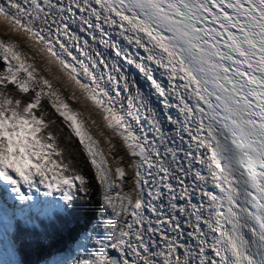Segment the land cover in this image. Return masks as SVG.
Returning a JSON list of instances; mask_svg holds the SVG:
<instances>
[{
	"label": "snow or ice",
	"instance_id": "6c2138e0",
	"mask_svg": "<svg viewBox=\"0 0 264 264\" xmlns=\"http://www.w3.org/2000/svg\"><path fill=\"white\" fill-rule=\"evenodd\" d=\"M24 2L27 8L18 0L0 3V16L43 43L51 56L71 57L74 63L64 62V67L82 88L91 89L89 99L111 113L105 116L108 127L123 136L131 157L137 158L133 189L139 187V197L150 183L141 179L140 169L159 176L158 181L153 176L154 190L149 188L147 204L143 198L134 203L128 198L131 223L124 220V226L117 229L107 218L105 230H111L112 242L101 244L98 258L77 264H138L142 252H152L157 258L144 259V264H264V0ZM77 16L80 32L90 35L93 42L96 30L101 36L109 34L107 25L134 46L135 53L122 49L118 41L99 39L116 59L109 65L97 53L98 61L90 58L85 64L67 43L71 41L81 51L89 44L88 39L77 43L80 37L71 31ZM18 49L16 42L0 39V57L7 70V75L0 71V184L10 187L22 203L32 200L33 190L39 192L43 186L45 196L59 192L65 208H71L77 194L86 191L83 175L74 170L63 175L68 163L53 159L62 152L51 142L52 132L41 134L48 124L44 113L34 110L47 96L56 112L72 122V131L95 169L103 206L122 215L127 209L122 203V212L115 211L113 190L126 179L125 169L118 166L113 175L102 152L94 151L97 142L82 130L78 114L62 100L51 99L56 92L44 91L52 88L51 82L42 76L36 79L35 67ZM121 60L134 67L162 98L171 132L165 131L135 80L130 81L121 69ZM97 67L108 68L107 76L103 71L98 74ZM156 69L167 75L168 87L155 78ZM80 76L88 82L81 83ZM9 84L15 87L9 89ZM124 93L128 94L126 105ZM171 108L182 119L173 117ZM209 182L218 192L205 187ZM115 198L125 199L119 191ZM145 207L157 217L147 227L141 213ZM185 227L190 231L185 233ZM157 233L164 241L162 251L152 249ZM146 234H151L147 241ZM185 236L193 242L188 243ZM107 247L120 254L118 261L105 258Z\"/></svg>",
	"mask_w": 264,
	"mask_h": 264
},
{
	"label": "bare ground",
	"instance_id": "6f19581e",
	"mask_svg": "<svg viewBox=\"0 0 264 264\" xmlns=\"http://www.w3.org/2000/svg\"><path fill=\"white\" fill-rule=\"evenodd\" d=\"M19 3L25 8L28 7V5L24 2V0H18ZM53 2H57V0H53ZM68 0H63V3L65 5L67 4ZM0 3H6V0H0ZM14 11V10H13ZM77 20V23L71 24L70 28L71 31L74 32L77 36L80 37V40L77 43H81L83 39H88L89 44L86 48H84L83 51L78 49L77 47H74L71 41H67V37H62L65 41H67L68 46L71 48L73 55L77 56L79 60H83L85 64L90 63V58L99 60V57L97 56V53H100L105 60H107L108 64L110 65L112 61L115 58L114 53L111 48H105L101 44H99V39H105V40H113L118 41L119 46L122 49H128L133 54L135 53L136 49L132 45H128L126 41H124L122 38L116 35L115 30L109 29L107 25H105V31L108 32V35L101 36L99 30H96L95 35L97 37V41L93 42L91 39V36L87 33L80 32L79 29V16L75 17ZM45 35L47 34V31L45 30ZM0 37L12 38L20 40L28 51H30L32 54H38L39 60L41 61L43 71L48 74L50 79L52 80L53 85H57L60 88L63 89V91L66 93L67 99L69 101L77 106L82 111H88L89 112V121L88 125L90 127V131L92 135L99 141L100 145L103 148V152L106 155L108 166L114 175L116 167H123L125 169L126 173V179L121 182V187L119 189L113 190V196H115V192H120V197L125 198L123 201L120 198H117V205L115 207V211L117 213L122 212L121 204L123 203L124 208L127 209V211L122 212V215H112V220L116 226L117 229L124 226V220H127L129 223H131V216L129 213L131 212V207L128 204V198L132 200L134 203L136 198H143L145 203L147 204L149 202V197L147 195V192L149 188H153L154 190V184L152 183L153 176H155L156 181L159 180V176H157L155 173H152V175H149L148 171L145 168H141L140 171L143 173V178H147L149 180V184L144 187V194L142 197H139V187H137L135 190L133 189V185L135 183V177L133 176V170L137 164V158H133L130 155V149L127 146V143L124 141L123 136L113 128L108 127L109 121L105 119V116H110L111 113L102 106H98L94 103L92 99H89V95L91 94V89H84L81 87L79 83H77V77H74L67 68L64 67V62L68 63H74L71 60V57H68L66 54H64L62 57L57 58L54 56H51L50 53L47 51L45 45L43 43H40L37 41L35 37H30L28 33H25L23 30H16V26L14 24V21H11L9 19H5L4 17L0 16ZM58 48V45H57ZM140 54L144 55L143 49H140ZM120 67L125 72V74L129 77V80L132 79L135 80L136 86L140 88V90L143 92L144 96L150 100L151 105L157 113L159 114V118L164 123L165 131L171 132L172 126L169 125L166 121V118L164 117V108L161 103L162 98L159 97L154 93V90L149 87V82L146 81L143 76L134 68L127 66L124 64V62L120 61ZM155 67V65H153ZM101 71H103V74L107 76L109 69L108 68H101L97 67L96 72L99 74ZM115 74V72H113ZM155 78L158 79L163 83L165 87H168V78L167 75L163 73L162 69H156ZM81 83H87V79L83 76L79 77ZM94 87V85L92 86ZM133 93L135 92V88H133ZM127 93H124L122 99L124 100L125 105L127 104ZM171 102L175 104L177 101L175 99H171ZM171 115L177 119H182V117L179 115L178 110L176 108H171L168 110ZM145 128H148L149 125L147 122L144 124ZM150 137L153 135V133H149ZM185 140H187V136H185ZM186 146V145H185ZM194 146V145H193ZM163 151V150H162ZM197 167H199L197 165ZM175 183V181H173ZM191 183V181H189ZM209 191H215L218 192L217 189H214L211 185V182H209L208 185L205 186ZM10 188V187H9ZM11 189V188H10ZM165 193L167 190H164ZM194 202H198L195 201ZM158 204L159 201H156ZM165 203L167 201L165 200ZM180 203H183V201H180ZM141 213L144 218V225L147 227L148 221L151 220L153 224H155V221L157 217L148 209L142 208ZM184 217H181V221L183 223ZM205 232H207V228L204 229ZM187 231H190L188 227H185V233ZM151 234H146V241L147 236ZM169 235H172V233H169ZM185 239L188 243H192L193 241L185 236ZM113 240V236L111 234V230L104 231L101 239V243L99 245V249L96 251L97 254L100 253L101 250V244L110 245V243ZM152 249L153 251H162L164 250V241L160 239L159 233H157L155 236L152 237ZM135 246V245H134ZM105 251V258H109V255L111 253H115L117 255V260L120 259V254L116 251H114L111 247H107L104 249ZM130 259L135 260V256H131ZM144 259L152 260L157 259L155 256H153L152 252L143 253L142 252V258L138 261V264H144Z\"/></svg>",
	"mask_w": 264,
	"mask_h": 264
},
{
	"label": "trees",
	"instance_id": "16d2710c",
	"mask_svg": "<svg viewBox=\"0 0 264 264\" xmlns=\"http://www.w3.org/2000/svg\"><path fill=\"white\" fill-rule=\"evenodd\" d=\"M0 71L7 75L2 57ZM14 87L8 85L9 89ZM34 111L37 114L43 112L45 122L48 124L46 129H42L41 134L46 135L51 131L54 137V141L51 142L62 152L61 157L54 156L53 159L62 160L69 165V170L63 172V175L73 174L72 170L75 174L83 175L87 182L86 191L77 194L79 198L71 208H65L62 203L61 210L54 211L50 216L40 218L34 216L35 219H31L29 223H17L12 234L14 255L3 264H42L56 255L67 254L82 235L102 223L101 213L104 217L108 215L101 201V190L95 179V169L91 166L79 138L66 120L51 106L46 96L42 97L41 106ZM76 183L79 184V181Z\"/></svg>",
	"mask_w": 264,
	"mask_h": 264
},
{
	"label": "rangeland",
	"instance_id": "374dc122",
	"mask_svg": "<svg viewBox=\"0 0 264 264\" xmlns=\"http://www.w3.org/2000/svg\"><path fill=\"white\" fill-rule=\"evenodd\" d=\"M0 39L12 40V41L16 42L19 45L18 50L21 51L23 54H25V56L28 58L27 63L32 64L35 67V69H36V72L34 73L35 78L39 79L42 76L45 79H48L52 84V80L50 79L48 74H46L43 71L42 64H41V61L39 60L40 58H39L38 54L37 55L32 54L30 51H28L26 49L27 47H25L26 45H24L20 40L12 39V38L6 39L5 37H0ZM44 91L45 92H48V91L56 92L57 96L60 99L57 100V96H53L51 99L56 100L57 103H59L60 100H62L64 103H66L68 105V108L71 112L78 114L77 119L79 121H81V123H82V130L84 132H86L88 134V136H91L94 141L97 142L96 145L94 146V151L98 148L102 152L105 160L107 161V158L103 152L102 146L100 145L99 141L92 135V133L90 131V127L88 125L89 112L88 111H82L79 108V106L71 103L69 101V99H67L66 93L63 91V89L57 85L52 84L51 89L45 88ZM68 124L70 126L72 124V122L69 120ZM70 128H71V126H70ZM85 142L86 143L88 142L87 139ZM82 147H83V145H82ZM98 159H99V157H98ZM107 166H108V162H107ZM117 202H118L117 198H115V196H114L113 203L115 204V207L117 205ZM106 211L108 212V215L106 217H103L102 223L100 225L94 226L91 230H89V232H87L85 235H82L79 238V240L73 245L71 252H68L67 254L56 255V256L50 258L49 260H47L46 262H44L42 264H77L78 261H82L85 259H88L89 261H91L92 259L98 258L99 254H97L96 251L99 249V245L101 243L102 235L105 231L104 221L107 218H112L113 208L107 207ZM100 218L102 219L101 216H100ZM1 236L2 237L0 238V264H3V262H6V260H9L13 257V253L11 251H13L14 249H13L12 242L8 241L9 240V234L8 235L2 234ZM8 248H10V250H8Z\"/></svg>",
	"mask_w": 264,
	"mask_h": 264
},
{
	"label": "water",
	"instance_id": "95a60500",
	"mask_svg": "<svg viewBox=\"0 0 264 264\" xmlns=\"http://www.w3.org/2000/svg\"><path fill=\"white\" fill-rule=\"evenodd\" d=\"M108 259H112L113 261H116L117 260V255L115 253H111L109 255V258Z\"/></svg>",
	"mask_w": 264,
	"mask_h": 264
}]
</instances>
